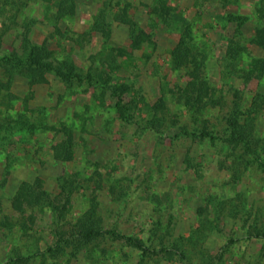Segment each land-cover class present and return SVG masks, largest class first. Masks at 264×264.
Wrapping results in <instances>:
<instances>
[{
	"label": "rangeland",
	"instance_id": "374dc122",
	"mask_svg": "<svg viewBox=\"0 0 264 264\" xmlns=\"http://www.w3.org/2000/svg\"><path fill=\"white\" fill-rule=\"evenodd\" d=\"M259 1L236 0L224 6L219 0H77L75 17L57 31L45 1L29 0L20 27L4 39L3 55L17 48L21 25L34 21L30 36L35 44L46 42L58 60L70 58L84 76L107 74L114 68L108 61L116 55L113 50H130L131 32L117 21L126 8L153 44L132 52L130 59L116 58L118 69L110 84H124L130 90L123 97L129 106L126 121L108 92L95 84L67 89L50 76L47 85L30 89L24 79H15L11 108L0 105V264L16 254L44 251L54 242L55 221L46 211L37 213L36 225L28 234L20 228L19 215L10 209L18 186L40 178L55 195L58 179L73 174L86 183L73 195L70 222L89 208L95 196L105 228L136 236L155 248L162 242L181 245L189 264H264V241L246 238L249 227H264V168L259 166L264 155L258 151L248 156L220 140L212 143L192 137L206 128L213 137L225 138L226 120L235 104L247 111L253 97L264 91V76L249 84L242 79L252 59H264L263 50L248 44L254 32L264 27L256 13ZM160 2L172 10L169 25L150 14V8ZM100 11L108 14L109 38L87 36ZM241 20L244 25L239 27ZM186 31L192 44L207 55L205 75L219 104L201 114L176 100L186 77L172 69L170 53ZM230 42L246 49L239 62L230 59ZM31 93L33 99L25 109ZM159 99L167 111L155 114L152 106ZM149 123L158 124L159 132L148 130ZM62 125L75 133V158L69 164L54 161L51 147L56 138L41 129ZM183 130L189 136L181 134ZM95 173L104 181L100 190L88 183ZM110 187L117 195L112 197ZM40 263L35 259L32 264ZM47 264L181 263L147 259L122 243L105 241L79 253L69 250L58 260L48 258Z\"/></svg>",
	"mask_w": 264,
	"mask_h": 264
},
{
	"label": "trees",
	"instance_id": "16d2710c",
	"mask_svg": "<svg viewBox=\"0 0 264 264\" xmlns=\"http://www.w3.org/2000/svg\"><path fill=\"white\" fill-rule=\"evenodd\" d=\"M47 4V10L50 12L49 20L54 29L59 31V26L67 19L75 17L77 11V0H44ZM236 0H219L222 5H229ZM29 0H0V105L11 108V102L15 100L12 94L14 81L17 77L26 81L27 86L32 89L36 86L47 85L48 77L52 76L62 83L67 89L74 86H95L114 100L115 109L120 114V118L126 121L124 117L128 112V107L124 103V96L130 91L124 85L110 84L111 75L118 69L116 58L132 57V52L140 51L145 44H153L151 35L138 29L136 24L129 16V8L122 10V15L117 20L122 25L129 28L131 32L130 50L114 49L116 53L114 58L108 61L114 68L109 73L88 72L83 75L82 71L76 66L70 58L58 60L55 52L51 50L46 42L40 45L31 40V28L36 22H25L21 25L22 32L19 35V44L17 48L3 55L4 39L15 28L20 27L19 19L23 10L28 6ZM256 13L261 21H264V0H260ZM150 14L162 20L165 25H169L172 14L170 7L160 2L150 8ZM108 14L100 11L87 36L92 34L100 35L104 38L110 37V27L107 23ZM234 21L237 22L236 19ZM242 21V20H241ZM243 21L238 26L242 27ZM248 44L256 49L264 51V27L257 29L251 36ZM246 52L244 47H240L235 42H230L228 54L231 61L239 62L240 54ZM171 67L174 71L184 72L186 77L185 84L178 88L176 100L188 111L194 114H201L208 108L217 105L214 100V89L210 85L205 75V65L207 55L204 51L198 50L192 44V37L189 31L179 39L170 53ZM264 76V59H252L248 65L247 71H243L242 79L248 84L259 82ZM33 99L31 95L25 101ZM155 114L165 113L167 106L161 99L152 106ZM21 119V118H20ZM21 123V122H19ZM262 124V128L258 125ZM155 123H149L148 130L159 132ZM45 132H52L56 138L51 147L53 159L60 164H69L74 161L76 139L75 133L65 125L60 128L44 127ZM227 134L225 138H215L202 128L193 138L200 141L209 140L212 143L217 139L233 149L244 150L245 155L256 156L257 152L264 155V137H258L259 132L264 134V91L257 93L247 111H242L237 104L230 117L226 120ZM28 130L32 132L35 127L31 125ZM181 134L189 133L182 131ZM250 165V162H249ZM264 168V164H259ZM86 181V180H85ZM82 181L79 175L73 174L58 179V191L55 195L50 194L40 178H35L31 182H22L10 201V209L20 217L19 226L26 234L30 228L36 225L37 213L43 214L45 211L55 221L54 242L44 251L23 256L16 254L5 264H32L35 259H40V264H47V259L58 260L70 250V252L79 253L92 247H96L105 241L111 243H122L123 245L139 252L141 256L147 259L165 258L168 260H177L181 264H189L188 252L181 245L167 246L161 243L159 248L148 246L143 240L136 236L125 235L115 229L104 227L103 220L99 215V202L95 196L90 199L89 208L75 222L68 220L69 211L72 205V198L75 192L82 188ZM86 183V182H84ZM95 185L96 190L103 188V178L95 173L94 177L88 181ZM110 194H116V189L110 187ZM246 238L250 241H264V227H249ZM232 242V241H231ZM210 264H213L211 262Z\"/></svg>",
	"mask_w": 264,
	"mask_h": 264
}]
</instances>
